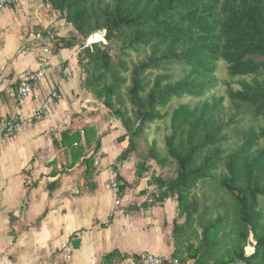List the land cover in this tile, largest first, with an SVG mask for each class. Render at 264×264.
I'll return each mask as SVG.
<instances>
[{
    "label": "trees",
    "instance_id": "1",
    "mask_svg": "<svg viewBox=\"0 0 264 264\" xmlns=\"http://www.w3.org/2000/svg\"><path fill=\"white\" fill-rule=\"evenodd\" d=\"M74 33L52 36L53 51L76 48L81 87L120 122L126 142L120 164L137 150L136 139L163 120L166 154L149 155L174 166L175 176L151 174L158 201L175 198L176 264H264V0H43ZM105 30L104 41L96 33ZM99 38L88 42L90 37ZM218 61L227 64L237 88L195 104L215 82ZM258 124H243L245 114ZM112 116V117H111ZM93 126L62 132L70 161L90 177L99 148ZM117 164L114 165L116 169ZM148 167L138 161L135 175ZM118 194L126 187L115 177ZM145 191H148L145 188ZM255 242L246 250L249 238ZM74 247L78 242H74ZM115 252L104 256L109 264Z\"/></svg>",
    "mask_w": 264,
    "mask_h": 264
},
{
    "label": "crops",
    "instance_id": "2",
    "mask_svg": "<svg viewBox=\"0 0 264 264\" xmlns=\"http://www.w3.org/2000/svg\"><path fill=\"white\" fill-rule=\"evenodd\" d=\"M47 7L43 0H22L0 11V119L27 115L53 90L60 95L51 114L0 144V264H103L110 252L109 264H141L149 252L169 258L175 248L167 225L171 203H151L145 191L151 176L134 180L131 155L116 163L126 146L117 138L125 130L100 114L81 87L76 48L53 51L49 35L69 28L55 13L44 15ZM41 69L29 100L18 101V74ZM84 126H93L100 140L99 148L87 150L94 155L90 177L80 163L64 167L70 159L60 145L64 130ZM116 174L126 183L122 195L112 187Z\"/></svg>",
    "mask_w": 264,
    "mask_h": 264
},
{
    "label": "rangeland",
    "instance_id": "3",
    "mask_svg": "<svg viewBox=\"0 0 264 264\" xmlns=\"http://www.w3.org/2000/svg\"><path fill=\"white\" fill-rule=\"evenodd\" d=\"M46 4V3H45ZM47 7V4H46ZM54 11L49 7L46 8V11L44 10L43 14L48 16V17H53L54 16ZM57 16V19L60 20V17L57 13H55ZM67 27L69 28V31H66L63 36H70L74 33V30L72 26L69 24H66ZM55 35V33L52 32V35H49V40L52 41V36ZM60 36V35H56ZM99 38H94L93 35L90 37V42L93 40H96ZM88 40V41H89ZM99 41H104V38L99 40ZM215 82L213 87L207 91L201 98L197 97H192V96H184L180 99L176 98L173 99L166 109H162V111L170 110L172 108H175L178 104L180 103H190L191 105L195 104L198 101H202L204 99L211 100L213 96H224V104H228V97L226 95V88L228 85H231L233 88H237V77H230L227 73V64L224 61H218L217 66H216V71L214 74ZM86 93H88L86 91ZM94 99V98H93ZM95 100V99H94ZM91 103H96L97 106H99L100 114L106 115L107 114V109L104 108L99 102L93 101ZM89 104V103H88ZM98 110V112H99ZM97 112V111H96ZM112 117V116H111ZM110 118V117H109ZM113 118V117H112ZM108 119V118H107ZM243 124H258V120L254 119L252 114H245L243 117ZM169 132L167 128V124L161 121H157L153 123L149 128L145 129V131L139 136V138L136 139L137 142V150L131 154V162H133L132 166L134 167V170H136V163L138 161H141L144 163L147 167L148 170L144 173L145 176L150 177L152 173H154L155 176H159L161 178H172L175 176L174 172V166H169V165H163L157 163L150 155H149V149L153 144L156 146L157 150L161 152V154L165 155L166 154V147L164 143V136ZM137 176L135 175V179L137 180ZM149 193L147 195V198L151 200L152 204H155L156 206L158 205H163L161 201L157 200V196L160 192V190L152 185L148 189ZM167 202H170V208L172 210V214L170 216L169 222H167V225H169L168 231H169V236L173 243H175L172 231H173V222L174 220H177L178 223H181L183 221L182 218L179 219L177 213V201L176 199L173 198H168ZM262 202V210L264 211V200H261ZM250 239H252L250 237ZM253 240V239H252ZM251 250L253 247H250ZM246 250L250 252L249 246L247 244ZM192 261H189V264H191Z\"/></svg>",
    "mask_w": 264,
    "mask_h": 264
},
{
    "label": "built area",
    "instance_id": "4",
    "mask_svg": "<svg viewBox=\"0 0 264 264\" xmlns=\"http://www.w3.org/2000/svg\"><path fill=\"white\" fill-rule=\"evenodd\" d=\"M22 0H0V11L6 7L18 6ZM45 70H23L18 74V89L16 98L20 102H26L31 97L32 84L41 80ZM14 95V94H12ZM60 97L55 90L50 92L48 98L30 109V112L25 116H20L17 113H12L3 119H0V144H3L7 139L15 137L27 127L32 121L40 120L41 118L51 114L53 105ZM60 168V167H59ZM115 192L118 191V186L115 181L112 183ZM63 250L70 252L71 246L68 243H62ZM141 264H176V260L165 258L154 253H146Z\"/></svg>",
    "mask_w": 264,
    "mask_h": 264
},
{
    "label": "water",
    "instance_id": "5",
    "mask_svg": "<svg viewBox=\"0 0 264 264\" xmlns=\"http://www.w3.org/2000/svg\"><path fill=\"white\" fill-rule=\"evenodd\" d=\"M96 33H98L101 36V39H103L104 38V35H105V30H99ZM88 42H90V40ZM145 185H146L147 188H150L152 186L151 178H147L145 180ZM254 244H255V242L252 239L249 238V240H248V246L249 247H253Z\"/></svg>",
    "mask_w": 264,
    "mask_h": 264
}]
</instances>
